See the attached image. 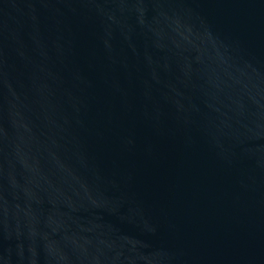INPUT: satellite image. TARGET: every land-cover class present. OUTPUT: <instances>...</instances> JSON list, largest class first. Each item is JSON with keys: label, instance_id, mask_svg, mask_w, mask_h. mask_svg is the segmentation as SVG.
<instances>
[{"label": "water", "instance_id": "95a60500", "mask_svg": "<svg viewBox=\"0 0 264 264\" xmlns=\"http://www.w3.org/2000/svg\"><path fill=\"white\" fill-rule=\"evenodd\" d=\"M0 264H264V0H0Z\"/></svg>", "mask_w": 264, "mask_h": 264}]
</instances>
